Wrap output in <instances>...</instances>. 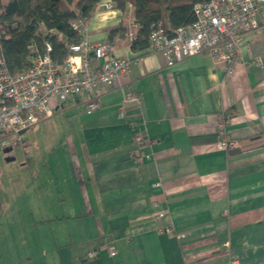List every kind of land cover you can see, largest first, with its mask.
<instances>
[{"label": "crops", "instance_id": "obj_1", "mask_svg": "<svg viewBox=\"0 0 264 264\" xmlns=\"http://www.w3.org/2000/svg\"><path fill=\"white\" fill-rule=\"evenodd\" d=\"M100 4L88 40L129 60V70L98 86L96 111L88 95L55 101L53 116L34 126L51 142L6 159L18 163L0 194V264H229L228 252L264 264V24L229 74L207 51L173 65L134 51L136 25L111 36L131 9ZM126 93L140 100L125 102ZM226 116L238 144L229 151L216 146Z\"/></svg>", "mask_w": 264, "mask_h": 264}, {"label": "built area", "instance_id": "obj_2", "mask_svg": "<svg viewBox=\"0 0 264 264\" xmlns=\"http://www.w3.org/2000/svg\"><path fill=\"white\" fill-rule=\"evenodd\" d=\"M100 8L113 10L112 2L101 3ZM195 20L187 27L179 28L168 35L158 23L149 36L147 51L163 54L169 65L207 51L208 54L229 74L233 73L236 55L247 35L258 30L264 24V0H208L194 6ZM82 40L78 44L68 45V54L64 62L56 61L51 53L52 45L46 43L45 51L40 53L34 47L31 67L20 74H12L5 59L0 55V147L8 148L16 142L20 134L33 128L54 114V102H65L73 96L88 95V111L100 109L96 98L99 85L110 86L125 76L131 62L114 57L105 43H90L87 37V25L82 22L73 24ZM135 40L134 34H128ZM96 62V63H94ZM136 95L126 93L125 102L139 101ZM120 116L125 112L121 110ZM231 117H223L217 125L218 149L232 150L237 142L227 135V125ZM135 143L143 148L144 135H137ZM147 158L141 154L139 160ZM164 213L157 215V219ZM228 246V244H225ZM228 251V249H227ZM114 257V246L108 248ZM99 250L89 252L86 260L98 257ZM229 264H240L238 255L229 253Z\"/></svg>", "mask_w": 264, "mask_h": 264}, {"label": "trees", "instance_id": "obj_3", "mask_svg": "<svg viewBox=\"0 0 264 264\" xmlns=\"http://www.w3.org/2000/svg\"><path fill=\"white\" fill-rule=\"evenodd\" d=\"M208 0H112L114 8L122 13L132 11L130 20L124 19L112 35L126 37L136 25L134 51L147 50L149 36L158 23L166 33L173 35L182 27L193 24L194 6ZM102 0H0V55L9 71L16 75L27 71L33 62L34 47L40 53L46 43L52 45V57L62 63L68 54V45L78 44L81 34L73 28L79 21L95 13ZM130 8V9H129Z\"/></svg>", "mask_w": 264, "mask_h": 264}, {"label": "rangeland", "instance_id": "obj_4", "mask_svg": "<svg viewBox=\"0 0 264 264\" xmlns=\"http://www.w3.org/2000/svg\"><path fill=\"white\" fill-rule=\"evenodd\" d=\"M36 128H38V126L35 128L33 127L32 129L28 130L26 133L25 132L22 133L19 139L12 144L13 151L5 154L3 152L4 149L0 148V194L3 192L5 186L9 188L8 182L6 180L7 175H9L8 173H10L14 168L17 171L16 166L18 161H20L23 158H26V156H24L28 151L25 148L26 145L27 144L35 145V143L41 145L45 142L47 143L51 142V137L46 132L47 130H45L44 132L41 131L37 132ZM33 152L36 153V151L30 150L27 156L31 160L35 158L34 156L35 154ZM12 156H16L18 161L16 160L15 162H7L6 159Z\"/></svg>", "mask_w": 264, "mask_h": 264}, {"label": "water", "instance_id": "obj_5", "mask_svg": "<svg viewBox=\"0 0 264 264\" xmlns=\"http://www.w3.org/2000/svg\"><path fill=\"white\" fill-rule=\"evenodd\" d=\"M12 151V148H10V147H8V148H6V149H4V153L5 154H7V153H9V152H11Z\"/></svg>", "mask_w": 264, "mask_h": 264}]
</instances>
